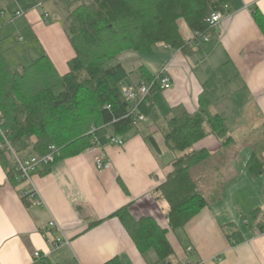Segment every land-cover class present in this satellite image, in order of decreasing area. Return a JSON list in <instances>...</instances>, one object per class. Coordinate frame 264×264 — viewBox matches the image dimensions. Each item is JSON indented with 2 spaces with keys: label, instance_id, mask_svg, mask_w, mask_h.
I'll return each instance as SVG.
<instances>
[{
  "label": "crops",
  "instance_id": "crops-1",
  "mask_svg": "<svg viewBox=\"0 0 264 264\" xmlns=\"http://www.w3.org/2000/svg\"><path fill=\"white\" fill-rule=\"evenodd\" d=\"M61 1L71 6L93 0ZM253 7L264 13V0H232L230 14L214 29L215 35L206 43L192 42L191 53L163 44L156 47L150 66L144 65L155 75L170 76L172 87L152 94L151 113L127 133L118 134L122 145L111 143L117 133L104 126L98 129L93 147L59 159L48 172L39 168L33 184L10 179L14 157L4 154L0 159V264H37L36 252L53 264H104L115 257L124 264H167L159 261L155 251L142 253L122 222L109 216L133 203L135 214L152 215L168 226V204L156 199L155 190L166 181L175 154L165 145L161 125L182 110L196 112L209 80L217 86L211 95L213 111L225 115L230 133L243 144L219 171L211 173V180L215 176L227 182L221 194L184 227L169 232L175 252L171 263L264 264V172L255 176L248 166L256 147L252 136L264 124V34ZM19 8L17 0H0V51L11 68L20 69L48 55L60 74L68 73L76 53L58 4L48 1L15 16ZM182 21L181 32L191 40L193 34ZM156 64L161 67L158 74L150 68ZM140 80L134 72L122 85ZM149 135L158 142L160 155L147 142ZM221 147L214 135L195 145L211 152ZM261 156L264 160V148ZM100 157L110 161L113 170H99L95 161ZM32 188L38 197L25 203L23 194ZM255 211L260 213L256 218ZM52 220L55 227L49 226ZM58 239L63 244L56 247Z\"/></svg>",
  "mask_w": 264,
  "mask_h": 264
},
{
  "label": "trees",
  "instance_id": "trees-1",
  "mask_svg": "<svg viewBox=\"0 0 264 264\" xmlns=\"http://www.w3.org/2000/svg\"><path fill=\"white\" fill-rule=\"evenodd\" d=\"M48 1H55L64 12V28L75 49L68 73H59L51 58L42 55L20 69H12L0 51V121L7 138L22 157H44L56 148L55 161L43 165V171L65 157L78 155L94 146L98 129L111 126L118 134L127 133L135 125L137 112L122 95L121 86L137 72L140 82H153L159 76L142 64L128 70L121 62L107 63L126 50L154 53L160 44L189 53L191 43L204 36L215 35L208 18L215 12H225L232 0H93L66 6L61 0H17L19 11L27 13ZM253 17L264 34V13L252 8ZM183 20L196 37L188 40L180 29ZM191 53V52H190ZM217 88L213 80L204 84L199 108L194 113L180 111L161 125L166 147L175 154L170 162L166 181L156 190L157 200L168 204L165 227L152 215L137 216L133 203L116 210L111 216L119 219L142 253L154 250L159 261L171 263L174 249L168 234L184 227L209 203L205 187L214 166L225 164L243 144L230 133L226 117L212 109V93ZM160 90L154 86L152 94ZM140 112L148 115L152 106L144 103ZM264 133V124L259 132ZM209 135L216 136L221 150L196 149L195 145ZM264 135V134H263ZM264 137V136H263ZM147 142L156 155L161 148L151 135ZM250 139H245L249 141ZM0 159L8 152L2 146ZM252 153L248 166L257 176L264 172L260 146ZM218 162V163H217ZM14 165L9 173L16 178ZM25 203L32 199L23 196ZM259 211L253 217L259 216ZM246 219V217H244ZM103 220L91 223V226ZM264 226V225H263ZM263 229V228H262ZM261 229V230H262ZM238 242V241H236ZM37 264H53L41 254ZM104 264H124L119 257ZM172 264V263H171Z\"/></svg>",
  "mask_w": 264,
  "mask_h": 264
},
{
  "label": "built area",
  "instance_id": "built-area-1",
  "mask_svg": "<svg viewBox=\"0 0 264 264\" xmlns=\"http://www.w3.org/2000/svg\"><path fill=\"white\" fill-rule=\"evenodd\" d=\"M230 7L226 5L225 12H215L208 18V23L210 26L215 29L218 24L222 21L224 16H227L230 14ZM22 14L21 11H18L15 13V16ZM45 18L49 17L48 13H45ZM196 35L193 34L191 39L195 38ZM210 40L208 36H204L202 39H200L198 44L206 43ZM156 86L160 89H170L172 87V79L168 75H162L159 76L155 81L149 83V82H140L136 85H130V84H124L121 86V92L123 97L131 103L132 105V112H137L135 116V123L143 122L145 120V114L140 112L139 105L144 103V105L149 108L152 106L151 101L148 99V95L150 94L151 89ZM0 135L3 137L2 146H5L8 148V152H10L14 157V171L16 173V178L18 180H22L24 182H28L30 184H33V174L38 171L39 168H41L43 165H47L50 163H53L55 161V151L56 148L52 146V152L44 157H22L20 156L13 146L11 145L9 139L7 138L6 132L2 127V122L0 121ZM111 143L122 145L123 139L120 136H113L111 138ZM95 165L99 170H113V165L110 161L104 159L103 157L97 158L95 161ZM38 191L36 188H32L29 190H26L23 194L24 197H28L30 199H36L38 197ZM39 205L43 204L42 200H39L37 202ZM50 227H55L56 222L52 220L49 223ZM63 244V241L61 239H58L54 245L57 247L59 245ZM36 257H40L41 253L36 252Z\"/></svg>",
  "mask_w": 264,
  "mask_h": 264
},
{
  "label": "rangeland",
  "instance_id": "rangeland-1",
  "mask_svg": "<svg viewBox=\"0 0 264 264\" xmlns=\"http://www.w3.org/2000/svg\"><path fill=\"white\" fill-rule=\"evenodd\" d=\"M59 12H61V14L64 13L61 9H59ZM59 12H57V15L59 14ZM182 22L184 23V21H182ZM157 50L158 49H155V51H157ZM149 59H150V54L136 52L133 50H126L125 52L121 53L118 57L109 61L107 63V66H112V65H115V64L121 62L125 65V67L128 70H131V69H134V68L140 66L141 64H146V65L150 66ZM150 68L156 74H158L161 71V67H159L158 64L153 65ZM244 128H247V126H245ZM103 131H106V130H103ZM263 134L264 133L261 132V133L257 134V136H254V137L252 136V139L254 141H257L260 146H264V137H263L264 135ZM220 167H222V164L214 166L212 169V172L219 171L218 169ZM169 169H170V167H169ZM208 183L209 184L205 187V190L207 192V199L209 202H211L212 200L215 199L214 198L215 196L221 194L222 188H224V186L226 185L227 182L220 181L219 179H215V176H213V180L210 179ZM136 215L139 216V214H137V213H136ZM151 251H154V250H151ZM174 257H172V258H174Z\"/></svg>",
  "mask_w": 264,
  "mask_h": 264
},
{
  "label": "bare ground",
  "instance_id": "bare-ground-1",
  "mask_svg": "<svg viewBox=\"0 0 264 264\" xmlns=\"http://www.w3.org/2000/svg\"><path fill=\"white\" fill-rule=\"evenodd\" d=\"M210 25V24H209Z\"/></svg>",
  "mask_w": 264,
  "mask_h": 264
}]
</instances>
